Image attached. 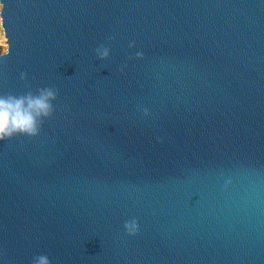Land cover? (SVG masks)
Wrapping results in <instances>:
<instances>
[{
    "label": "water",
    "instance_id": "1",
    "mask_svg": "<svg viewBox=\"0 0 264 264\" xmlns=\"http://www.w3.org/2000/svg\"><path fill=\"white\" fill-rule=\"evenodd\" d=\"M0 16V93L59 89L38 136L0 142L3 264H264V0H5Z\"/></svg>",
    "mask_w": 264,
    "mask_h": 264
},
{
    "label": "clouds",
    "instance_id": "2",
    "mask_svg": "<svg viewBox=\"0 0 264 264\" xmlns=\"http://www.w3.org/2000/svg\"><path fill=\"white\" fill-rule=\"evenodd\" d=\"M3 8V0H0V11H3ZM3 35V19L0 17V56L7 55L10 48L3 44ZM110 39H115V37H110ZM129 47H135V41L130 42ZM111 51L106 44H100L94 49L100 60L109 58ZM143 57V51L135 52V59H143ZM126 67V64L122 66L121 71ZM20 78L26 80L27 73L22 72ZM58 95L59 89L53 86L41 87L35 92L30 90L20 95L0 93V142L18 135L38 136L45 121L51 118L56 111L54 101L57 100ZM158 139L163 142V137ZM123 229L127 235L134 236L140 230L139 221L135 218L126 220ZM0 264H3L2 259H0ZM32 264H52V260L47 254H39L33 257Z\"/></svg>",
    "mask_w": 264,
    "mask_h": 264
},
{
    "label": "rangeland",
    "instance_id": "3",
    "mask_svg": "<svg viewBox=\"0 0 264 264\" xmlns=\"http://www.w3.org/2000/svg\"><path fill=\"white\" fill-rule=\"evenodd\" d=\"M1 12V11H0ZM1 17V16H0ZM3 44L4 45H6V46H8V44H7V40H6V38H5V34L3 35Z\"/></svg>",
    "mask_w": 264,
    "mask_h": 264
},
{
    "label": "snow or ice",
    "instance_id": "4",
    "mask_svg": "<svg viewBox=\"0 0 264 264\" xmlns=\"http://www.w3.org/2000/svg\"><path fill=\"white\" fill-rule=\"evenodd\" d=\"M3 4H4V7H5V0H3Z\"/></svg>",
    "mask_w": 264,
    "mask_h": 264
}]
</instances>
